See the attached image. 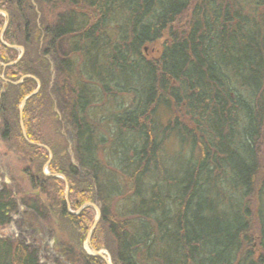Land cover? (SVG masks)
<instances>
[{"label":"trees","instance_id":"obj_1","mask_svg":"<svg viewBox=\"0 0 264 264\" xmlns=\"http://www.w3.org/2000/svg\"><path fill=\"white\" fill-rule=\"evenodd\" d=\"M0 10V60L16 58L6 44L24 48L4 70L2 137L39 81L22 108L32 142L11 121L31 189L1 184L0 227L27 204L66 262L106 264L83 246L96 203L88 246L111 264H264V0H0ZM49 115L72 138L56 129L46 175L38 128ZM0 264L50 263L0 235Z\"/></svg>","mask_w":264,"mask_h":264},{"label":"rangeland","instance_id":"obj_2","mask_svg":"<svg viewBox=\"0 0 264 264\" xmlns=\"http://www.w3.org/2000/svg\"><path fill=\"white\" fill-rule=\"evenodd\" d=\"M43 15L49 17L48 19L53 18V17H51V15L50 16L48 15L47 10L43 12ZM7 16H8L7 13H6V15H3L2 12H0V39L2 41H4L3 40L4 36H2V34H7V31L5 30V28H6L5 26L7 24ZM8 35L10 37L13 36L10 34H8ZM167 37H168V34H167V32H165V34L163 35V37L160 40H158L154 43L148 44L145 47L146 55L148 58L154 59L158 56V54L160 52L161 43ZM13 45L17 46V47H15V55H14V57L17 58L18 55L20 54V49L18 47H22L23 51H24V48L21 45H16V44H13ZM11 61H14V60H11ZM7 64L8 63H3L0 60V91H1V93L3 92V94L6 92V88H7L6 83L8 81V79L5 77V74H4V70H5V68H7ZM7 71L10 72L11 70L9 69ZM14 99L15 98H13V100ZM18 106H19V104L17 105V109H18ZM109 112L112 113L113 111L109 110ZM8 117H9L8 123L10 125L6 130H7L9 135L7 136V138H4L0 134V187H1L2 183H5L7 186H10L11 188H13L14 192H19L21 190L27 191L28 189H31V187H30V184L24 180L23 173H22V167L24 166L26 156H28V155L23 152L24 158L22 157V151L20 150L21 145H20V147H17V146H19L17 144L18 143V140H17V137H18V135H17L18 130L17 129L18 128L14 124H12L13 122L11 123L12 119H14L20 125V122L23 121L22 111L20 114L19 109H18L17 115H15L14 113H12V115H11V113H10V114H8ZM56 117L54 115H52V116L49 115V117L43 116L41 118V121H40L41 123H40L39 128H38L39 137L42 139L41 141L38 142V144H40L41 146H43L46 149V151L48 153V158H49V151H50L51 156H52V152H51L49 146L47 145V142L49 141V139H50V141H49L50 143H52V144L57 143L59 138H60V133L61 134L65 133V137L69 141H71V138H72L71 131L66 133V131H69L67 128H65L63 125L61 127L60 126L58 127L57 125H55L53 123V121L56 120ZM1 125H2V120L0 119V129H1ZM9 128H11L10 131H8ZM56 129H59V131H60L59 135L56 134ZM19 131L22 134L21 129H19ZM24 132H25V126H24ZM25 135H26V133H25ZM26 140L29 141L27 136H26ZM29 142H32V141H29ZM18 148H20V149L18 150ZM99 155H101V151L99 152ZM51 158L52 157L47 159L46 163H44L42 166V169L46 175H49V171H48L47 167H48V162ZM260 158H261L262 165L264 166V141H263V144L261 147ZM61 176H63V175H61ZM64 179H65V177H64ZM46 189H47V193H48L49 197L55 195L52 185L47 186V183H46ZM0 190H1V188H0ZM67 191H68V187L65 184V189H64L65 199L67 198L66 197ZM30 200H28V204L31 202ZM119 202L120 201L118 199L116 201V204L117 203L119 204ZM26 203H27V201H26ZM67 203H66V205H67ZM92 204L96 205V203H92ZM116 204L113 203L112 207L113 206L115 207ZM96 206L99 208L98 205H96ZM25 208H30V207H27V204H23L21 202H18V208L16 209V212L11 215V222L6 224L5 226L0 227V235L11 236L13 238L23 240L31 248H33V249L35 248L37 250L39 258L43 262L50 263V264H71L69 262H66L60 256V254L53 248L54 239H53L52 228L50 227V223H48L49 220L44 215H41L43 212L38 211L37 208H35V207L30 208L29 209L30 212H26ZM67 208H68V210L72 211V213L78 212V210H73L69 206V203H68ZM92 211L96 215V210L94 207L92 208ZM99 215H100V208H99ZM255 229H256V226H255ZM86 243L87 242L85 239V241L83 242L84 247L88 246V243L87 244ZM104 250H106V249L104 248ZM106 252L108 253L107 250H106Z\"/></svg>","mask_w":264,"mask_h":264},{"label":"water","instance_id":"obj_3","mask_svg":"<svg viewBox=\"0 0 264 264\" xmlns=\"http://www.w3.org/2000/svg\"><path fill=\"white\" fill-rule=\"evenodd\" d=\"M0 12H2L3 15H6V12H5V11L0 10ZM4 26H5V25H4ZM4 44H5V42H4ZM6 45H7V46H10V47H17V46L9 45V44H6ZM18 48L20 49V54L18 55V57H17L14 61L9 62L8 64H13V63H15V62L20 58V56H21V54H22V52H23V49H22V47H18ZM25 76H29V75H24L23 77H25ZM21 79H22V77H21L17 82H20ZM17 82H15V83H17ZM38 89H39V81L37 80V86H36V88H35L32 92H30L29 94H27V95L21 100V102H20V104H19V106H18V109H19L20 114H21V111H22V108H23V105H24L25 100H26L30 95H32L33 93L37 92ZM0 93H1V91H0ZM20 127H21V131H22L23 136L26 138V135H25V132H24V127H23V123H22V121L20 122ZM46 148H47V147H46ZM47 149H48V148H47ZM48 150H49V149H48ZM50 157H51V153H50V151H49V158H50ZM55 175H58V174H55ZM61 177L64 179L63 176H61ZM64 180H65V179H64ZM65 184H67V183H66V180H65ZM90 204H91V203H90ZM91 205L95 208V210H96V215H95V218H94V222H93L91 228L89 229V231H88V233H87V237H86V242H87V243L89 242V237H90L91 229H92L93 226L96 224V222H97V220H98V218H99V208H98L96 205H94V204H91ZM67 207H68V203H67ZM87 243H86V244H87ZM84 248H85V250H86L88 253H91V254H94V255H101V256L105 259L106 264H111V258H110V256H109V254L106 252V250H104V249L94 250V249H90L88 246H85Z\"/></svg>","mask_w":264,"mask_h":264}]
</instances>
